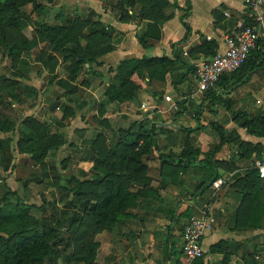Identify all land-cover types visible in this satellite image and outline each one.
I'll use <instances>...</instances> for the list:
<instances>
[{
	"label": "trees",
	"instance_id": "trees-1",
	"mask_svg": "<svg viewBox=\"0 0 264 264\" xmlns=\"http://www.w3.org/2000/svg\"><path fill=\"white\" fill-rule=\"evenodd\" d=\"M99 1H102L103 8L108 9L112 17L119 22L138 20L144 23L135 37L145 50L150 49L152 44L160 39L162 25L174 17V10L183 11L179 19L184 34L179 41L171 44V56H142L119 61L114 68L108 70L112 76L99 104L104 107L121 99L135 100L144 85H154L156 91H152L151 96L154 100H159L157 97L160 96L161 99L166 84H169L175 93L177 108L170 111L175 112L169 119L170 123L153 113L147 122H134L129 128L119 130L116 139L104 132L96 133L94 139L88 143L95 154L92 166L95 173L84 181H80L77 176H71L67 180L68 186L63 188L71 192V197L65 201L64 210L55 207L50 220L35 218L30 212L31 205L18 199L0 204V264H57L59 259L66 264H96L99 242L95 236L103 231H113L118 223L130 215V210L138 204L143 193L153 189L143 159L159 149V134H164L168 143L163 147L168 154L160 156L162 179L169 180V183H178L186 168L199 167L200 181L189 196L203 193L213 181L221 177L217 171L219 162L214 157L219 147L203 152L192 141V132L202 127L199 119L205 108H208V112L215 113L216 107L221 105L230 112L231 120L247 134L264 138V98L261 110H248L244 106L235 111L231 110L235 90L248 83L253 74L264 69L263 36H259L255 47L237 70L221 75L213 88L200 94L193 114L197 126L193 129L178 127L175 120L186 109L185 92H189L194 75V67L188 63V57L194 54L211 57L217 49V43L203 38L191 50L183 52L182 46L191 32L184 21L191 9L190 0H185L183 8L178 6L176 0ZM28 4H31L34 10L43 9L36 0L0 1V47L12 60H17L24 52L31 51L38 44H44L47 50L54 54L46 56L45 67L51 73L49 61L60 60L66 65L68 77L63 83L66 87L70 85L67 95L74 97L77 92L74 80L78 74H85L87 76L80 84L85 86L82 89L89 86V79L97 74L91 66L98 65L97 59L114 49L112 39L116 30L101 22L100 16L91 9L85 16H66L59 12L55 23L50 24L42 20L33 27L30 16L24 10V6ZM28 28L31 36L24 34V30ZM44 52L41 49L40 55L43 56ZM85 65L87 67H84ZM13 86V80L0 76V107L10 104L9 96L14 98L15 102L19 101V96L13 93ZM73 97L68 96L63 102H55L50 108L52 112L56 109L62 113L59 128L69 126L75 117L76 109L84 106L82 103L77 104L76 98ZM211 125L218 137L219 146L228 143L237 145L240 163L251 164L252 153H256L258 158L261 157L263 149L259 144L242 141L236 132H228L221 125ZM8 132L17 134V151L34 161H40L48 151L58 150L67 141L65 132L61 129L54 130L46 121L25 116L19 125L15 126L11 120L0 114V134ZM10 142L9 138H0V172L4 174L13 169ZM80 173L84 174L83 171ZM233 179L235 182L230 186L240 195V205L235 210V218L238 217L236 225L246 228L262 226L264 178H259L257 169L252 167L246 170L242 178L234 175ZM189 216L185 212L180 213L173 223H180L182 231ZM66 223L70 229L69 242L72 248L69 253L64 254L58 247L59 243L66 239L60 235V229ZM171 242L172 239L169 242L167 240V246L172 249ZM225 247L227 242L220 241L210 250L220 251ZM251 264H255L254 256H251Z\"/></svg>",
	"mask_w": 264,
	"mask_h": 264
},
{
	"label": "crops",
	"instance_id": "crops-1",
	"mask_svg": "<svg viewBox=\"0 0 264 264\" xmlns=\"http://www.w3.org/2000/svg\"><path fill=\"white\" fill-rule=\"evenodd\" d=\"M76 2L80 10L91 9L95 11L100 16L101 22L114 27L116 30L112 39L114 49L99 57L97 59L98 65L93 64L91 66L98 73H103L102 76L106 75L108 68H114L123 59L142 56H171V44L179 41L184 34V28L179 19L183 11L175 9L174 17L162 25L160 39L154 42L150 49L145 50L139 45L135 37V34L144 24L142 21L119 22L112 17L108 9L103 8V3L99 0H76ZM176 2L180 8L184 7L185 0H176ZM190 3L191 9L184 21L190 27L191 32L182 46L184 53L199 44L203 38L207 40V37L217 43L218 50L222 49V40L225 35L237 33L240 26H247L249 22L254 23L243 0H190ZM224 12L227 13V16L224 15ZM73 15H78V13L75 11ZM259 32L264 37V22L260 24ZM205 58L207 57L202 54H195L194 57L189 56L187 61L194 67L195 63ZM192 82L195 83L194 76ZM103 85L104 83L100 85L101 91L105 90L108 81L106 86ZM166 87L171 88L169 84H166ZM87 91L90 92L89 89ZM251 95L256 98L254 103L243 106L248 110H261L263 105L261 104V107L260 103H263L264 84L262 83L257 90L251 91ZM144 97H148V95L142 91L137 100L142 102ZM151 98L154 103L155 100L152 96H150ZM77 112L76 109L75 115ZM168 112L170 111L167 108L158 109L155 113L161 120H167L166 123H170ZM228 120L237 129L231 128L227 131L236 132L242 141L259 144L263 149L261 157L258 158L256 153H252L251 164L240 163L237 156V145L228 143L219 146V140H217L214 147L218 146L219 148L214 157L219 162L217 171L221 177L218 179H222L224 183L217 189L210 186L203 193L191 197L189 196L190 192L195 190L201 178L199 175L201 169L199 167L186 168L178 183H169V180L162 179L160 176L162 161L159 154L153 151V155H149L146 167L147 174L152 180L150 186L154 192L145 191L138 204L130 210V215L118 223V247L121 248L118 259L113 251L116 249L115 242L117 241V238H114V232L104 231V233L96 236L99 242L97 255L102 254H100L101 260L95 261L96 264H109L116 261L118 264H179L182 258L180 251L181 224L175 225L173 221L180 213L185 212L192 215L204 207L212 211L215 223L202 238L203 258L192 264H251V256H254L255 264H264V221L262 222L263 225L258 228L236 225L238 217L235 218V210L240 205V195L230 186L235 182L234 175H237V178H242L246 170L253 167L254 162L264 163V138L251 136L242 127L236 125L230 117ZM77 125V120L74 117L69 126L64 127L63 130H70V128L74 130L78 127ZM68 130L65 132L70 137L71 132ZM203 145L200 148L201 151L213 150H206L207 144L203 143ZM163 153L168 154V151ZM200 158L202 157L200 156ZM262 183L264 189V181ZM173 212L174 216H172ZM171 239L172 249L167 246V240L169 242ZM220 241L227 242V247L220 251L210 250Z\"/></svg>",
	"mask_w": 264,
	"mask_h": 264
},
{
	"label": "rangeland",
	"instance_id": "rangeland-1",
	"mask_svg": "<svg viewBox=\"0 0 264 264\" xmlns=\"http://www.w3.org/2000/svg\"><path fill=\"white\" fill-rule=\"evenodd\" d=\"M36 2L43 9H39V11L34 10L31 4L24 6V10L30 16L33 27L42 20L50 24L55 23V17L59 12L68 16L76 11L78 15L85 16L88 11L80 10L76 0H36ZM24 34L31 36L30 28L24 30ZM41 49L45 51L43 56L40 55ZM47 55L52 56L54 54L52 51H48L44 44H38L31 51L24 52L20 59L12 60V57L0 47V76L14 81L13 93L19 96V101L17 102L9 96L8 100L10 104L0 107V114L4 115L5 119L11 120L15 126L19 125L23 117L33 116L50 123L54 130H63V128H59L62 122L60 119L62 115L61 111L55 109L52 112L50 108L55 102H63L68 96L73 97V95H67L70 85L68 84L66 87L63 83L68 77L66 65L60 60L57 62L49 61L48 64L51 68L50 70H52L50 73L44 65ZM194 56L195 54L191 55V57ZM84 67H87V65ZM91 69L94 70L92 67ZM110 69L108 68L106 75L103 76V73H98V71L94 70L97 74L89 79L91 81L89 86L85 88L86 90L82 89L85 86L80 83L87 75L78 74L73 83L77 86V92L73 98H76L77 104H84L78 110L77 115H75L78 127L74 130L72 128L70 130H63V132H67V130L71 132L70 137L65 132L68 137L66 143L56 151H48L40 161H34L29 156L17 151L15 144L17 134L15 132H8L4 135L0 134V138L6 137L11 140L9 147L13 155L12 171L8 174L0 172V204L14 202L18 199L22 203L31 205L30 212L35 218H48L50 220L55 207L58 210H64L66 206L65 201L71 197V192L63 188V186H68L67 180L71 176H77L80 181H84L91 178V175L95 173L92 167L95 154L92 146L88 143L94 139L96 133L104 132L112 139H116L119 130L129 128L131 123L147 122L150 120L151 114L155 113L158 109H167L172 101L176 104L175 93L170 87H165L161 99L159 96L157 97L159 100L156 99L153 103L150 96L152 91H156V88L154 85L150 87L144 85L142 86V90L137 93L136 100H131L130 102V100L121 99L104 107L99 106L103 100V91H101L100 85L104 83L103 86H106L105 84H107V81L112 76V73L108 71ZM99 82L101 83L98 84ZM262 83L264 84V69L260 73L255 74L248 83L239 86L235 90L234 95H232L234 103L231 106V110H238L245 104H253L256 98L251 95V91L257 90ZM190 84L189 92H185L187 97V105L185 106L187 107L176 118L175 123L178 127L184 126L193 129L197 126L193 114L200 100V94L195 92V83L191 82ZM25 86L27 87L24 88ZM88 89L90 92L87 91ZM142 91H145L148 97H144L141 102V100L138 101L137 99ZM165 95L169 96L171 101L166 102L164 99ZM144 102L145 104H142ZM261 104L263 105V103H260L262 107ZM145 105H147V108H145ZM205 109L199 119L202 127L192 132L191 135L194 145L201 148V146H204L203 143H205L208 147L206 150H209L215 148L214 145L217 144L218 140L211 123L221 125L226 130L231 128L237 129V127L229 122L228 117L231 118V114L221 105L216 107L217 111L215 113L208 112V108ZM168 113L171 118L175 112ZM167 144L165 135L159 134V149L154 152L159 154V157L164 155L165 153L163 152H167V150H163V147ZM152 155L153 153L150 154V156ZM143 160L146 164L149 161V155L144 157ZM82 171L84 174L80 173ZM196 171L198 172L199 170ZM113 232L114 238H117L115 242L116 249L113 251L118 259V253L121 250L118 247V225ZM102 233L104 231L98 233L96 236ZM60 235L66 239L59 243L60 246L58 248L64 254H67L72 248L69 242L70 229L68 228V223L60 229ZM96 236L95 239L97 240ZM100 254L96 257L98 261L101 260L102 254ZM57 264L66 263L62 259H59ZM109 264H118V261Z\"/></svg>",
	"mask_w": 264,
	"mask_h": 264
},
{
	"label": "built area",
	"instance_id": "built-area-1",
	"mask_svg": "<svg viewBox=\"0 0 264 264\" xmlns=\"http://www.w3.org/2000/svg\"><path fill=\"white\" fill-rule=\"evenodd\" d=\"M243 2L248 7L249 16L254 23L240 26L237 33L225 35L222 49H217L211 57L200 59L195 63L193 76L196 93L201 94L213 88L221 75L237 70L255 47L260 36V24L264 22V0H243ZM224 15L227 16V13L224 12ZM207 40L211 39L207 37ZM164 99L166 102L171 101L167 95ZM176 108L177 105L173 101L168 106L169 111H175ZM253 167L257 169L259 178H264V163L254 162ZM223 183L222 179H217L213 181L211 187L217 189ZM214 223V215L207 207L189 216L181 231L182 258L179 264H192L195 260L203 258L202 238Z\"/></svg>",
	"mask_w": 264,
	"mask_h": 264
}]
</instances>
